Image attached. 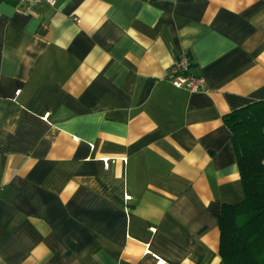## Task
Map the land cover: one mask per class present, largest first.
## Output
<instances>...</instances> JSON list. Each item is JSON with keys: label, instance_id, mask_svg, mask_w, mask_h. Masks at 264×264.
Listing matches in <instances>:
<instances>
[{"label": "crops", "instance_id": "0c3cea01", "mask_svg": "<svg viewBox=\"0 0 264 264\" xmlns=\"http://www.w3.org/2000/svg\"><path fill=\"white\" fill-rule=\"evenodd\" d=\"M261 101L264 0H0V264H219Z\"/></svg>", "mask_w": 264, "mask_h": 264}, {"label": "trees", "instance_id": "16d2710c", "mask_svg": "<svg viewBox=\"0 0 264 264\" xmlns=\"http://www.w3.org/2000/svg\"><path fill=\"white\" fill-rule=\"evenodd\" d=\"M244 199L217 217L219 264H264V101L223 118Z\"/></svg>", "mask_w": 264, "mask_h": 264}, {"label": "built area", "instance_id": "2783aa9c", "mask_svg": "<svg viewBox=\"0 0 264 264\" xmlns=\"http://www.w3.org/2000/svg\"><path fill=\"white\" fill-rule=\"evenodd\" d=\"M20 1L28 7H35L39 5H48L53 7L55 5V0ZM27 13L31 14L29 11H27ZM168 80L173 87L190 93L204 91V79L201 76H197L192 73V61L187 55H182L173 62L169 71Z\"/></svg>", "mask_w": 264, "mask_h": 264}]
</instances>
